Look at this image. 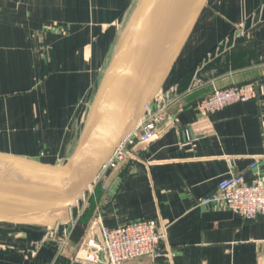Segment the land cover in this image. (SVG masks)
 <instances>
[{"label": "crops", "instance_id": "0c3cea01", "mask_svg": "<svg viewBox=\"0 0 264 264\" xmlns=\"http://www.w3.org/2000/svg\"><path fill=\"white\" fill-rule=\"evenodd\" d=\"M137 1L0 0V151L47 164L70 156ZM195 71L201 87L169 107L175 124L136 160L102 171L70 211L60 251L45 228L0 223V264H73L96 215L109 229L152 219L164 234L160 258L124 264H264V216L202 203L228 172L264 182V0L207 1L161 92L184 93ZM247 83L251 101L193 108L213 89Z\"/></svg>", "mask_w": 264, "mask_h": 264}, {"label": "water", "instance_id": "95a60500", "mask_svg": "<svg viewBox=\"0 0 264 264\" xmlns=\"http://www.w3.org/2000/svg\"><path fill=\"white\" fill-rule=\"evenodd\" d=\"M207 1H137L70 156L47 164L0 151L1 224L48 231L68 224L70 211L160 95Z\"/></svg>", "mask_w": 264, "mask_h": 264}, {"label": "built area", "instance_id": "2783aa9c", "mask_svg": "<svg viewBox=\"0 0 264 264\" xmlns=\"http://www.w3.org/2000/svg\"><path fill=\"white\" fill-rule=\"evenodd\" d=\"M228 43L226 41L217 47L215 53L225 51ZM198 73V71L194 72L189 87L184 93L181 94L177 88L160 93L146 109L134 131L116 149L102 171H116L121 166L136 160L139 146L154 142L159 138L160 130H166L175 124L174 118L168 112L169 107L181 96L191 94L201 87L202 80ZM255 97L254 83L233 85L213 89L209 95L194 102L193 108L200 115H208L234 104L251 101ZM261 158H264V152ZM256 165L257 163H254L251 167ZM202 203L227 209L247 221H253L257 217L264 216V182L262 180L246 182L241 175L228 172L227 176L218 183L217 192L202 200ZM60 227L57 226L47 235L48 241L57 244L58 251L70 235L68 229L60 234ZM163 239L164 234L159 231L155 220H138L109 229L103 226L100 216L96 215L81 241L75 262L124 264L141 258L154 261L162 256L160 243ZM99 254H103V261L99 260Z\"/></svg>", "mask_w": 264, "mask_h": 264}, {"label": "rangeland", "instance_id": "374dc122", "mask_svg": "<svg viewBox=\"0 0 264 264\" xmlns=\"http://www.w3.org/2000/svg\"><path fill=\"white\" fill-rule=\"evenodd\" d=\"M52 30H55V31H56V28H52ZM60 33H61V32H60ZM91 104H92V103H91ZM91 104H90V106H89V108H88V111H87V114H86V117H85V120H84V124H83V128H82L81 134H82V132H83V129H84V126H85V123H86V120H87V116H88V113H89V110H90ZM81 134H80V136H79L78 142H79V140H80V138H81ZM77 144H78V143H77Z\"/></svg>", "mask_w": 264, "mask_h": 264}]
</instances>
